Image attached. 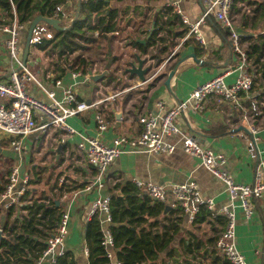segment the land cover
Returning <instances> with one entry per match:
<instances>
[{"label":"crops","instance_id":"crops-1","mask_svg":"<svg viewBox=\"0 0 264 264\" xmlns=\"http://www.w3.org/2000/svg\"><path fill=\"white\" fill-rule=\"evenodd\" d=\"M171 1L125 0L122 2L112 1L110 3V8L116 9L119 13L118 30L116 31L118 34H115L116 32L107 34L102 48L106 50L104 53L105 59L97 61H101V66L104 65V68L99 67L98 70L99 64L94 61L90 65L88 72L91 70L96 71L97 74L107 72L98 83L86 81L83 77L73 79L69 67L66 69L63 66V74L60 75L61 73L55 71L56 67L51 65V61L45 53L40 51L39 47H34L33 45L29 48L25 65L36 77L37 81L46 83L48 89L50 88L55 92L57 99H60L64 89L70 86L76 92L77 98L84 102L97 99L100 94L107 96L117 91L125 90L113 105L117 112L111 113V106L107 103L100 105L109 124L108 129L101 133L100 136L105 143L111 144L115 136L137 135L141 129L137 119L142 113L159 114L167 111L179 104V102L184 101L196 86L212 79L226 68L235 65V57L231 51L228 34L214 17L206 18L200 27L201 35L206 42L205 47L193 36H188V26L182 22V16L191 23L197 21L203 13L202 0H181L179 2L181 14L178 16V23H174L175 33H170V38H167L166 34L164 36L165 39H168L165 44L169 41L171 44V46H168V53L165 55L160 54V43L155 47H150L147 54H143L140 50L133 47L131 45L133 38H137V42L145 40L146 43L148 35L153 30L152 26L154 28L157 15L169 7ZM81 2H84V0H81ZM252 2L254 4L250 5ZM77 3L78 0H68L62 6L66 19L57 18L61 22V26H66L68 23L70 25L71 20L75 16ZM261 3L264 6V0H243V2L236 3L235 7H237L232 9L234 21L240 31L246 34L247 40H256L259 37H264V10H255L258 8L257 4ZM245 9H249L247 13H245ZM172 13H174L173 9ZM130 15L133 18L131 21H129ZM148 17L149 20L147 19ZM245 18L247 23L243 26L242 22ZM6 19V14L0 11V27L12 26L15 15L11 22L8 19L9 23L7 24L4 23ZM147 20L149 24L143 27V22ZM29 23L23 24V28L19 31L21 59ZM179 23L181 25L178 27ZM185 29L187 31L183 36H177L180 30L183 31ZM8 37L7 33L0 30L1 82L7 81L12 71L16 69L5 46V41ZM122 41L124 42L123 46ZM248 42L244 41L246 45ZM145 43L142 45H145ZM178 46H180L179 50L166 63L160 77L147 80L145 75V81L140 82L135 75L130 76L126 72L129 63L137 65L134 54L140 55L143 59L149 55L151 49H157L158 56L155 55V59L160 58V61L154 65L156 67L164 63ZM190 53H194L198 59L208 64L197 65L191 61L184 62L178 67L175 75L170 80V88H167L164 82L168 72L178 60ZM151 59L154 60L152 56ZM47 74L52 76L49 80L46 79ZM236 75V72L230 74L226 78V82H233ZM56 76H60V78L55 79ZM254 78L264 83L259 72L254 73ZM56 80L61 81V85L58 87L54 86ZM26 89L33 97L43 101L46 100L45 94L37 88L34 80L27 84ZM239 101V105H234L229 102H218L216 98L211 97L202 111H195L193 106L190 105L186 112L175 120V125L178 127L180 134L169 139L173 143L178 144L175 152L171 154L122 153L109 166L106 173L109 181L100 191L96 190V188L91 191L83 190L88 181L92 178L94 179L96 173L87 163L84 156L77 150L76 146L79 142V136H65L64 142L58 139L56 159L61 161L64 158L63 160L70 162L74 168L73 173H68L69 176H67L68 181L66 183L73 182L81 186L80 189L65 193L56 200L63 211L70 212L71 224L64 246L66 251H70L73 254L76 263L88 264V256L86 257L84 254L86 249L84 228L89 220L88 214L91 204L95 198L104 196L115 184L134 182L136 180L160 185L165 189L164 204L174 208V196L171 192V187L192 181L197 184L202 197L213 200L216 210L228 204L229 198L224 185L202 166L199 159L190 157L182 152L179 146L182 135L192 136L201 145L223 155L226 159L224 169L232 175L234 180L242 184H251L259 158L264 157V122H259V118L254 123L245 122L243 117L250 103L249 96L242 95ZM158 103L163 104L162 108L157 106ZM116 114H121V117L116 118ZM67 123L80 135L95 137L98 134L94 120V110L92 109L81 113L77 117L68 118ZM242 126L251 135H247L244 130H240L239 128ZM250 127L253 128V131ZM41 139H44V135L39 131L26 136L21 141V151L10 148L6 140L0 143V158L13 160L14 167L16 166L18 169V178H22L25 175L28 177V175L33 173L30 167H33L34 163H31L28 156L23 155L22 150L34 148ZM77 152L82 158L79 155L75 156ZM55 183L49 186L50 193ZM35 194L36 192L31 197L36 196ZM234 213L236 220L234 243L237 251L244 257L247 264H264V209L257 204L255 214L250 219L244 216L239 207L234 208ZM104 218L105 216L100 214L101 221ZM104 226H108V224L104 223ZM220 230L221 226L215 222L212 225L204 223L199 229H195L184 218L183 230L178 235L174 248L178 254L179 246H181L178 242L183 239H192L190 234L202 241H206L211 236H214L215 233H220Z\"/></svg>","mask_w":264,"mask_h":264},{"label":"built area","instance_id":"built-area-1","mask_svg":"<svg viewBox=\"0 0 264 264\" xmlns=\"http://www.w3.org/2000/svg\"><path fill=\"white\" fill-rule=\"evenodd\" d=\"M180 1L172 0L170 4L173 12L178 15L181 14ZM202 2L204 6L203 13L197 21L191 23L182 16V22L188 26V36H193L205 47L206 42L201 35L200 27L206 18L214 17L228 34L231 51L235 57V65L226 68L212 79L196 86L184 101L167 111L159 114L142 113L137 119L141 128L139 133L134 136H115L111 144L105 143L100 136L109 126L100 105L107 103L111 106V113L117 112L113 105L125 90L107 96L100 94V97L87 103L79 100L76 92L70 86L64 89L62 97L57 99L55 92L50 88L48 89L46 83L37 81L26 65L22 63L19 31L23 28V25L18 22L17 16L14 14L15 20L12 26L0 27V30L9 36L5 41V46L16 67L7 81H0V143L6 140L14 150L21 151L22 139L36 131H39L45 137L51 136L53 133L55 135L59 134V140L62 142L65 141V136H79L77 150L96 173L94 179L89 180L83 190L91 191L96 188L100 191L109 181L106 175L109 166L122 153L171 154L175 152L178 144L169 140L171 137L180 134L178 127L175 125V120L182 116L190 105L193 106L195 111H202L211 97L216 98L218 102L223 101L239 105L240 97L247 95L250 103L243 119L245 122L254 123L257 118H260L264 109V84L262 88L256 90L254 66L247 56L248 48L244 43L247 36L238 30L239 28L232 15L233 0H202ZM59 15L66 19L62 6L56 8L54 18L57 19ZM115 34H118V32ZM53 36L54 34L48 25L39 23L33 30L31 45L34 47L42 46L47 40H51ZM179 48L180 46L173 51L164 63L156 67L152 66L146 74V79L160 77L166 63ZM70 72L73 79L83 77L86 81H90L91 76L97 74L94 70L83 74L76 64L70 68ZM233 72H236L237 75L233 82L227 83L226 78ZM51 77L50 74H47L46 79L49 80ZM33 80L37 88L45 94V101L37 99L27 92L26 86ZM60 85V80L54 82L55 87ZM157 106L162 108L163 104L158 103ZM90 109L94 110V120L98 131L95 137L80 135L67 123L68 118L77 117ZM250 129L253 131L252 127ZM179 146L184 154L199 159L202 166L224 185L229 202L216 210L213 200L202 197L197 184L190 181L171 187L174 196L173 205L184 210L189 223L193 222L201 206H204L210 212L212 219L223 217L225 226L215 243L216 250L231 264H247L244 257L237 251L234 243L236 225L234 208L239 207L248 219L254 216L257 204L264 209V157L259 158L253 182L242 184L236 182L232 175L224 169L226 159L223 155L201 145L194 137L182 135ZM10 181L11 183L6 190L0 194V205L6 214L11 206L21 205V197L27 190L28 177L25 175L18 178V169L15 167ZM64 181H67L66 175L60 179L61 183L59 185L63 184ZM132 183L140 190L142 195L149 197L152 201L165 203L164 187L136 180ZM109 201L110 196L108 194L95 198L91 204L88 218L90 220L95 214L105 216L101 221L103 225L101 245L107 251L108 264H122L115 257L113 238L108 228L111 223ZM104 223L108 226H104ZM70 224V212L63 211L55 231L45 242V250L34 264H56L57 258L63 256L66 252L64 245ZM84 254L86 257L88 256L87 248L84 250Z\"/></svg>","mask_w":264,"mask_h":264},{"label":"trees","instance_id":"trees-1","mask_svg":"<svg viewBox=\"0 0 264 264\" xmlns=\"http://www.w3.org/2000/svg\"><path fill=\"white\" fill-rule=\"evenodd\" d=\"M67 1L0 0V11L6 14L7 19L4 23H9L8 19L11 22L15 12L18 22L23 25L29 23L37 15L53 18L56 8L63 6ZM112 1L125 0L81 2L80 17L69 30L58 32L48 26L54 36L38 47L50 59L51 65L56 67L55 71H59L60 75L63 74V66L67 69L72 68L74 64L79 66L83 74H86L93 61L83 56V52L85 54L92 51L98 52L107 34L118 30L119 13L116 9L110 8ZM239 2L243 0H233L232 8L235 9L236 3ZM253 4V2L250 3V5ZM257 7L255 10H264L262 3L257 4ZM172 9L169 6L157 15L154 28L145 45L138 43L137 38L132 39L131 45L143 54H147L150 47H155L160 43V54L168 53V46L171 44L170 41L167 44L165 42L168 41L167 38H170V33H175L174 23L178 21L179 16L172 13ZM57 18L62 19V16L59 15ZM131 19L133 18L130 15L129 21ZM242 23L245 26L247 19L245 18ZM180 25L179 23L178 27ZM186 31L187 29L180 30L177 36H183ZM244 41H249L247 56L254 66L253 71L254 73L259 72L260 76L262 75L261 80L264 81V37L256 40L246 38ZM78 51L81 54L70 60L71 55ZM152 57L155 59V56ZM59 78L60 76H56L55 79ZM254 81L257 86V88L255 86L256 90L263 87V82H259L257 78ZM8 175L6 174L5 177ZM55 182L51 192L57 190V193L51 197L35 198V196L31 197L36 192L33 185L38 184L39 181L29 180L27 190L21 197V205L9 208L6 214L7 220L2 227L6 238L0 244V264H34L45 250V242L55 231L63 212L61 206H55L56 200L65 193L81 188L73 182L61 185L58 180ZM7 183L6 179L4 185H0V194L5 191ZM118 191L122 195H117ZM106 194L110 196L111 223L108 228L113 238V250L115 257L122 264H231L215 247L217 239L224 230L225 219L223 217L212 219L210 212L204 206L200 207L191 227L199 229L204 223L212 225L215 222L221 226L220 233H215L206 241L190 234L192 239H183L178 242L181 246L177 254L174 245L183 230L184 218H186L181 207L175 206L165 213L166 204L143 196L132 182L115 184ZM2 212L0 205V221L3 216ZM102 237L100 214H95L84 228L88 264H108L107 251L101 245ZM56 264L77 263L73 254L66 251L63 256L57 258Z\"/></svg>","mask_w":264,"mask_h":264},{"label":"rangeland","instance_id":"rangeland-1","mask_svg":"<svg viewBox=\"0 0 264 264\" xmlns=\"http://www.w3.org/2000/svg\"><path fill=\"white\" fill-rule=\"evenodd\" d=\"M248 10L245 9L244 10L245 13H247ZM129 12H131V11H129ZM147 19L149 20V17ZM150 19H152V18H150ZM148 20L143 22V24H144L143 27H145L147 24H149ZM118 23H119V21H118ZM140 24H142V23H140ZM66 26H69V23ZM121 43L123 46L124 42L122 41ZM103 44H102V47H100V49L98 50V52L92 51L89 54H85V52H83V56H85V57L89 58V60H92V61L99 64L98 70H99V67L104 68V65L101 66V63H100L101 61L97 62L98 60H100V59L103 60V58H104V55H105L104 53L106 50L102 49ZM79 54H81L80 51L73 53L71 55L70 60L75 59ZM155 55L158 56L157 49L156 50L151 49L149 55L146 56L145 58H143L145 61L144 67L151 69L152 66H154L156 63H158L160 61V60L158 61V58L154 59V60L151 59V56H155ZM159 57H160V55H159ZM256 88H257V86H256ZM258 121L264 122V109H263V112L260 115V118L258 119ZM58 139H60L59 134L55 135L53 133L51 136H48V137L44 136V139H41L39 141V144L37 142V144L35 145L36 147L34 146V148H32V149L22 150V153H24L23 155L28 156L31 163H34V166L30 167V168H32L33 173H32V175L31 174L28 175V181L29 180L34 181V182L39 181L38 184L33 185L34 189L36 190L35 198H41V197H45V196L51 197L53 194L57 193V190L52 191L50 193V187L49 186H52L54 184L55 180H58V183H61L60 179L63 178L64 175L69 176L68 173H70V174L73 173L74 168L71 166L70 162L63 160L64 158L61 159V161H60V159H56V156H57L56 144L58 142ZM10 148H12V147H10ZM77 155L80 156V154L78 152L75 153V156H77ZM80 158H82V157L80 156ZM15 167H14L12 159L0 158V185H2V184L4 185V182L6 181V179L8 180V183H7L8 185L11 183V181H10L11 175L13 174ZM6 174H9V175L5 177ZM63 183H66V182L64 181ZM7 186H6V188H7ZM2 213H3V216H5V222H6V220H7L6 219V213H4V212H2ZM13 217H14V215H13ZM0 228H1V223H0Z\"/></svg>","mask_w":264,"mask_h":264},{"label":"water","instance_id":"water-1","mask_svg":"<svg viewBox=\"0 0 264 264\" xmlns=\"http://www.w3.org/2000/svg\"><path fill=\"white\" fill-rule=\"evenodd\" d=\"M80 8H81V0H78L76 11H75V16L71 20L69 26H61L60 25L61 22L58 19H55V18H46V17H43L41 15L35 16L31 20V22L29 23V25L27 27L25 48H24L23 55H22V63L24 65L26 64V60H27V57H28V54H29V48L31 46V38H32L33 30L36 27V25H38L39 23H44V24L48 25L49 27H51L52 29H54L55 31H58V32L67 31L75 24V22L79 18ZM152 29H153V26H152ZM150 34H151V32H150ZM150 34L148 35V38H149ZM138 42L141 43V44H144L145 40H139ZM134 56H135V59L137 61V65L134 64V63H129V66L126 68V72L130 76L135 75L140 82H144L145 81V75L147 74L149 68L144 67L145 61H144V59L141 58L140 55L134 54ZM187 61L194 62L197 65H206V64H208L207 62L198 59L194 53H190V54L185 55L180 60H178V62L168 72V74L166 76V80L164 82V84H165V86L167 88H170V80L175 75V72L178 69V67L181 64H183L184 62H187ZM106 73L107 72H102L101 74L92 75L91 78H90V81L92 83H98L100 80H102L104 78ZM87 103H89V102H87ZM120 117H121V114H116V118H120ZM239 129L240 130H244L247 135H251V133L245 127L242 126ZM116 194L119 195V196L122 195L120 191H118ZM55 206H59V202L58 201L55 202ZM170 209H171L170 206H166L165 213L167 211H169ZM0 223H1V228H0V244H1V241L6 238V236L3 233V228H2L5 225V216H2Z\"/></svg>","mask_w":264,"mask_h":264}]
</instances>
